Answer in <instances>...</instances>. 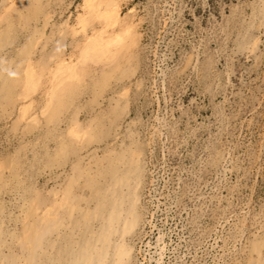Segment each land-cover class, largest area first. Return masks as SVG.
<instances>
[{
  "label": "rangeland",
  "instance_id": "374dc122",
  "mask_svg": "<svg viewBox=\"0 0 264 264\" xmlns=\"http://www.w3.org/2000/svg\"><path fill=\"white\" fill-rule=\"evenodd\" d=\"M0 264H264V0H0Z\"/></svg>",
  "mask_w": 264,
  "mask_h": 264
},
{
  "label": "bare ground",
  "instance_id": "6f19581e",
  "mask_svg": "<svg viewBox=\"0 0 264 264\" xmlns=\"http://www.w3.org/2000/svg\"><path fill=\"white\" fill-rule=\"evenodd\" d=\"M91 44V43H90ZM102 48V47H101ZM96 53V52H95ZM118 53H119V51H118ZM99 54V53H98ZM63 74V73H62ZM56 96V95H55ZM100 156V155H99ZM100 161V160H99ZM111 169V168H110ZM114 169V168H113ZM120 171H122V168L120 169ZM104 173V172H103ZM118 173H120L119 171H118ZM117 172L115 173V176H114V173H113V177H112V179H114V181H118L119 182V184H120V186H122V187H125V184H126V180L127 179H124V181H122V179H123V175H122V177H121V174H118ZM118 174V175H117ZM106 177V176H105ZM107 177H109V176H107ZM116 177V178H115ZM104 178V177H103ZM103 178H102V180H103ZM118 184V185H119ZM110 186V185H109ZM108 188H111L110 189V191H112V187H107V189ZM106 189V188H105ZM122 190H123V188H122ZM122 190H120L121 191V193H122V197H123V194H125V192L124 191H122ZM107 191V190H106ZM109 191V190H108ZM112 193V192H111ZM103 194V193H102ZM104 195V194H103ZM105 195H108V194H105ZM113 195V194H112ZM115 195V194H114ZM126 195V194H125ZM110 196V195H109ZM101 197V196H100ZM112 197V196H111ZM109 198V197H108ZM99 199V198H98ZM106 199V198H105ZM65 201V200H64ZM109 201V200H108ZM114 201V200H113ZM112 202V201H111ZM110 202V203H111ZM125 202V201H124ZM109 203V202H108ZM107 204V203H106ZM123 204V203H122ZM109 205V204H108ZM116 206H118V202H116ZM100 207V206H99ZM106 207V206H105ZM104 207V208H105ZM110 207H108V209H109ZM52 209V208H51ZM101 209V208H100ZM113 209V208H112ZM99 210V209H98ZM93 211V210H92ZM103 212H104V210H102ZM107 212H108V210H106ZM106 212V213H107ZM94 213V212H93ZM102 213V212H101ZM92 213H90V215H91ZM99 214V213H98ZM110 214V216H109V218H108V220L106 221H104V224H105V228H107V229H112V213L110 212L109 213ZM21 215V214H20ZM93 215V214H92ZM102 216V215H101ZM99 217V216H98ZM102 218V217H101ZM100 219V218H99ZM44 221V220H43ZM48 220H46V222H47ZM101 221V220H100ZM58 222V221H57ZM115 222H117V220H115ZM60 222H58V224H59ZM94 224V223H93ZM95 229V228H94ZM91 235L93 236V234L91 233ZM109 241V240H108ZM92 242V241H91ZM99 243H101V242H99ZM106 243V242H105ZM108 243V242H107ZM28 244V243H27ZM95 244V243H94ZM102 244H104V243H102ZM101 247V246H100ZM25 248H27V247H25ZM97 251H99L100 252V249L99 250H97ZM101 252H102V250H101ZM159 254V253H158ZM92 257L94 256V255H91ZM95 257V256H94ZM70 258V257H69ZM93 259H95V258H93ZM68 262V261H67ZM87 262V261H86ZM99 263V262H98Z\"/></svg>",
  "mask_w": 264,
  "mask_h": 264
}]
</instances>
